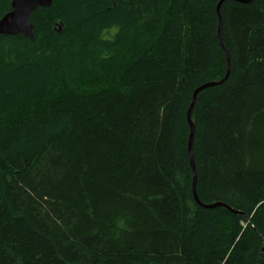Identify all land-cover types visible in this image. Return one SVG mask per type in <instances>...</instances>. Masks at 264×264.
Listing matches in <instances>:
<instances>
[{
  "label": "trees",
  "instance_id": "1",
  "mask_svg": "<svg viewBox=\"0 0 264 264\" xmlns=\"http://www.w3.org/2000/svg\"><path fill=\"white\" fill-rule=\"evenodd\" d=\"M53 0L0 35V264H264V0ZM11 0H0V19ZM59 28L61 31L59 32Z\"/></svg>",
  "mask_w": 264,
  "mask_h": 264
},
{
  "label": "water",
  "instance_id": "2",
  "mask_svg": "<svg viewBox=\"0 0 264 264\" xmlns=\"http://www.w3.org/2000/svg\"><path fill=\"white\" fill-rule=\"evenodd\" d=\"M53 0H11L10 2V11L4 15L0 19V35H6V36H23L28 39H33V26L30 23V15L39 8H49L52 5ZM228 0H220L216 5V15L218 18V29H217V38L218 42L220 44V47L222 48L224 55L226 57V74L224 79H222L219 82H209L206 84H203L202 86L196 88L192 93L191 102L188 106L187 112H186V120L189 125V136L187 141V153L189 158L190 167L192 170V191L195 201L204 208L212 209L217 207H223L226 208L229 211H232L228 206L220 203H213L209 205H203L200 203L197 194H196V170H195V164L193 160V153H192V141H193V133H194V124L192 121V111L194 109V106L196 104L198 95L211 87L218 86L222 84L229 75V57L228 53L223 45L222 39H221V13L220 9L222 4ZM234 2H238L241 4H250L252 0H230ZM61 31V28H59V32ZM262 251L264 252V244L262 245Z\"/></svg>",
  "mask_w": 264,
  "mask_h": 264
},
{
  "label": "bare ground",
  "instance_id": "3",
  "mask_svg": "<svg viewBox=\"0 0 264 264\" xmlns=\"http://www.w3.org/2000/svg\"><path fill=\"white\" fill-rule=\"evenodd\" d=\"M192 193H193V191H192ZM194 197V196H193ZM195 200V199H194Z\"/></svg>",
  "mask_w": 264,
  "mask_h": 264
}]
</instances>
